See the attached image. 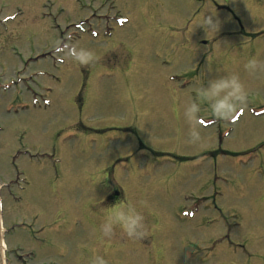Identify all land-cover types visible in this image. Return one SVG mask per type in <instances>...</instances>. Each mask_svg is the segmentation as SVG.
I'll list each match as a JSON object with an SVG mask.
<instances>
[{
	"label": "rangeland",
	"instance_id": "rangeland-1",
	"mask_svg": "<svg viewBox=\"0 0 264 264\" xmlns=\"http://www.w3.org/2000/svg\"><path fill=\"white\" fill-rule=\"evenodd\" d=\"M185 1L172 4L178 9ZM217 1L236 9L228 0ZM164 9L162 0H0V21L5 22L0 27L5 54L0 58L21 78L10 84L15 74L0 72V84L9 86L12 95L29 93L10 107L2 104L8 96L0 93V183L17 170L25 185L22 192L16 186L8 194L2 190V214L9 226L21 217L32 224L33 212H39L43 221L34 228L42 227L40 234L48 237L46 260L51 264H76L78 255L82 264H92L97 255L107 264H264V9L251 21L240 9L241 28L216 16L217 33L205 30L202 19L189 22L184 16L179 21L176 15L172 22ZM61 38L69 47L54 67L43 70L41 61H32L44 45L55 46ZM10 43L18 57L11 58ZM81 48L94 51L96 61L87 66L75 62L70 54ZM126 56L130 71L122 78L112 69L126 70ZM253 57L262 66L250 73L245 64ZM38 68L43 76L37 75ZM228 74L239 76L248 96L223 118L199 89L209 78ZM48 99L57 106L54 112L33 108ZM81 99L79 113L74 109ZM62 101L73 104L69 117L58 107ZM189 103L199 106L194 119L185 112ZM83 139L88 158L79 149ZM112 155L127 159L113 178L145 217L147 235L129 238L117 228L103 236L100 249L56 253L49 243L59 236L73 240L81 217L60 226L51 222L52 214L64 207L79 211L80 199L95 179L85 171L110 164ZM19 194L20 201L12 202ZM213 194L224 213L241 215L239 226L231 230L236 250L216 242L224 225L196 205V198ZM87 208L105 217V206Z\"/></svg>",
	"mask_w": 264,
	"mask_h": 264
},
{
	"label": "flooded vegetation",
	"instance_id": "flooded-vegetation-1",
	"mask_svg": "<svg viewBox=\"0 0 264 264\" xmlns=\"http://www.w3.org/2000/svg\"><path fill=\"white\" fill-rule=\"evenodd\" d=\"M200 1L201 0H186L185 5L178 7V9H175V7L172 5V0H162V6L165 7V14H167V12H170V14L173 16V18L169 17L172 22L176 21V15H179V21H183V17L188 16L189 19H187V21L190 22L197 21L200 17L204 18L205 14L211 15V12H216V16H225L226 25H231L233 23H238L239 25H241L242 21L238 17V14L240 15L241 10L251 21L258 18V16L263 13L264 9V0H228L229 3L231 2L233 4H237L236 9H234L233 11L229 9V5L217 0H207L210 4L208 5V9H204V3L201 4ZM256 10L257 13L254 14ZM0 27L3 29L5 28L4 25H0ZM36 36L39 35L36 34ZM24 38L28 40L29 35L24 36L23 39ZM2 41L3 40H0V42L4 44V42ZM29 45H31V43H29ZM62 45L63 46L60 49L61 51L58 52H55V46H52L51 48L44 45L41 49L39 48L40 51L35 53L34 62L41 61L43 70L49 66H53L51 64V60H55L54 55L56 53H59L60 55H63L64 53L66 54V43L64 42ZM6 47L8 52H10L11 58L19 56L13 44L10 43ZM2 54H5V52L3 51L2 45H0V55ZM126 58L128 59V66L126 70L121 67H114L112 69L114 73H116L118 76H121L122 78H127L128 75L126 73L129 74L130 71V57L126 56ZM1 60H3L4 62H1L0 64V72H13L15 76L18 77L17 69L9 62H7V60ZM120 70H122V74L119 73ZM42 74H44V72H42ZM14 77L11 78L13 79ZM7 101L8 106L7 104L2 103L6 107L18 105V103L22 102L21 98L16 95L8 97ZM77 103L78 105L75 106L74 111L78 110V112L81 113L83 110V102L82 100H79ZM59 104L61 105L58 107L61 110H64L63 115L65 117H69L74 112L70 109V106H73L72 103L69 105L66 103V101H62ZM33 108L42 111L49 110L54 112L57 106L52 104L51 100H48L43 105H34ZM138 108L139 107L129 109L137 110ZM79 149L81 152V156L88 158L91 155L89 145L86 140H81ZM83 151H85V153H82ZM109 160L111 161V163L107 164L106 166L96 168L93 171H85L86 173H90L93 177H95V179L89 181L90 191L88 192V195L86 197L80 199L81 209L79 211L72 210L70 207H64L62 210L58 209L52 214L54 217L51 219V222L54 224L59 223L60 226H64L69 219H76L78 217H81L80 232L77 233L76 237H74L73 240H69L67 236H59L55 238L53 243H49V247H53L56 253L64 255L67 248L72 250L74 249L75 253H79L87 247L91 248L94 251L95 249H100L103 239L101 225L104 222V216L100 210L92 213L87 207L94 206L95 204H100L107 208L114 206L121 201L125 204H129L126 200L125 192L123 191V185H121L119 181L113 178V173L116 171V167L127 159H122V157H115L114 155H112ZM203 199H205V197ZM208 209H212L213 214H218L223 217H225L226 215V213H224L223 211V203L221 204L214 201L212 203V207L209 206ZM38 213L39 212H33L32 224L26 222L25 218H21L17 222L16 231L8 235V238H6L9 241V244L6 247V264H51V260H46V257L49 255V250L46 246V244L48 243V237L44 234H40V232H43L42 227H39L37 229L34 228L36 222L43 221L42 219L38 218ZM232 214L237 215L238 219H241V215L238 212L233 211L229 215ZM83 227L84 230H82ZM13 236H17V238L15 244L12 245L11 238ZM230 241L233 242V240ZM61 261L65 263L63 259H61ZM73 262L76 264H82L81 255H78Z\"/></svg>",
	"mask_w": 264,
	"mask_h": 264
},
{
	"label": "clouds",
	"instance_id": "clouds-1",
	"mask_svg": "<svg viewBox=\"0 0 264 264\" xmlns=\"http://www.w3.org/2000/svg\"><path fill=\"white\" fill-rule=\"evenodd\" d=\"M211 12V11H209ZM208 13V12H207ZM216 12L206 15L200 23L205 30L217 33L220 28L219 19H214ZM72 55V59L80 65L87 66L96 61V53L88 49H79ZM262 66V62L253 57L245 64L246 70L250 73L256 72ZM199 93L202 97L212 101V110L215 115L228 118L236 110L238 105L246 102L248 92L244 83L236 74L211 77L206 87H201ZM199 106L195 103L186 105L185 112L189 119H194ZM192 136L199 138V132L193 128ZM119 228L129 238H143L147 235L145 217L134 206L119 202L105 210L104 222L101 225L103 236L110 237ZM92 264H107L103 256H95Z\"/></svg>",
	"mask_w": 264,
	"mask_h": 264
},
{
	"label": "bare ground",
	"instance_id": "bare-ground-1",
	"mask_svg": "<svg viewBox=\"0 0 264 264\" xmlns=\"http://www.w3.org/2000/svg\"><path fill=\"white\" fill-rule=\"evenodd\" d=\"M167 16L170 17V18H173V16L170 14V12H167Z\"/></svg>",
	"mask_w": 264,
	"mask_h": 264
}]
</instances>
